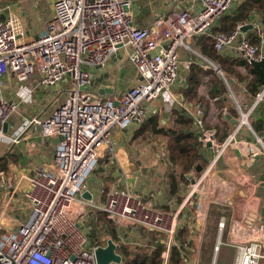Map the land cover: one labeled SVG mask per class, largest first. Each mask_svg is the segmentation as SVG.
Returning a JSON list of instances; mask_svg holds the SVG:
<instances>
[{
    "label": "built area",
    "instance_id": "built-area-1",
    "mask_svg": "<svg viewBox=\"0 0 264 264\" xmlns=\"http://www.w3.org/2000/svg\"><path fill=\"white\" fill-rule=\"evenodd\" d=\"M235 1L179 0L190 2L189 7L160 15L152 26L139 28L132 0H55L45 33L30 41L20 37L24 30L20 18L0 20V146L4 139L18 142L4 131L19 112V103L4 96V75L12 74L23 84L38 73L39 82L29 89V96L39 88L59 87L58 98L65 97L49 116L29 121L39 127L42 137L58 138V143L50 169H42L30 179L25 192L28 217L24 221L13 217L21 225L19 232L12 234L0 227V264H98L95 249L104 247L102 233L92 244L83 227L85 219H95L96 215H103L119 228H141L160 235L166 248L164 264H169L173 248L179 250L182 264H198L197 251L177 238L180 213L193 198L194 188L175 213L159 210L142 196L118 188L103 202L83 195L91 194L89 179L105 154L113 152L114 129L130 130L143 124L150 116V102L160 98L172 106L179 102L174 90L179 81L186 80L181 71L189 72L194 64L182 62L180 49L193 51L195 37L211 36L213 27ZM248 26V21H242L232 31L214 35L215 51L232 54L252 66L264 60V35H259L260 45L253 44L243 32ZM121 51L136 67L138 83L120 96L95 95L90 91V71L105 67ZM199 60L209 62L203 56ZM83 65L90 71L83 70ZM222 78L229 84L225 75ZM262 101L264 86L250 108L236 100L238 123L227 143L236 142L235 135L243 128L252 131L250 118ZM189 113L200 129V144L206 147L210 143L211 149L218 151V133L205 128L202 111L190 108ZM223 113H228L227 107ZM256 139L254 144L241 142L251 159L264 155V142ZM224 227L222 221L219 228ZM233 244L234 264L242 251L246 264H264L263 240L250 238L247 243Z\"/></svg>",
    "mask_w": 264,
    "mask_h": 264
},
{
    "label": "crops",
    "instance_id": "crops-1",
    "mask_svg": "<svg viewBox=\"0 0 264 264\" xmlns=\"http://www.w3.org/2000/svg\"><path fill=\"white\" fill-rule=\"evenodd\" d=\"M132 3L134 21L139 28H148L152 26L158 16L179 13L190 5V2L180 3L179 0H132ZM241 7L244 9L241 10L243 11L242 13L246 15L243 21H248L249 26H254L253 29L248 30L245 34L253 44L260 45L259 35H264V0H236L231 10L224 17L229 16L232 12L236 13V10L240 12ZM39 8L40 4L38 0L0 2V20L9 16L20 18L24 29L22 31L23 35L20 37L25 41H30L45 33L46 24L53 17L52 15L44 25L38 26L36 31H31L30 21L32 17L34 16L38 21L41 18L38 15ZM221 20H219L215 27L220 28ZM205 37L208 38L209 36L202 35L195 37L191 43L193 51L182 48L179 54L182 62L192 61L194 65L198 64L204 71H207L211 69V65L208 66L206 62L204 65H201L202 60H199L201 56L205 59L213 60V58L203 51V45L206 44L207 49L212 45L210 42L206 43ZM217 54L226 59L242 60L234 57L232 54ZM216 62L219 63L220 66L218 65V68L224 73L229 83L227 84L222 76L221 79L216 74L223 85L222 91H218L217 97L213 98L211 96L213 87L211 78L213 76L201 75V83L197 87L195 99L187 100L185 89L191 70L188 72L182 69L181 75L186 80L184 82L179 81L174 90L179 102L172 106L160 98L148 103L149 118L153 115H158L161 123L167 127L175 125L176 116L174 109H180L185 112L193 121L192 127L196 132L197 141L200 129L196 126L193 116L189 113V109L199 108L202 111L201 117L205 128L215 130L218 133L220 144L218 151L208 149L202 145L209 152L207 156L208 163L202 171L197 172L193 169L186 173L185 181L179 182L178 191L172 194L169 177L171 174L179 171V169L170 166L166 150L168 140L166 143H161L159 140L161 144H156L149 138L146 140L148 141L146 144H135L137 140L143 139L145 134L148 137L154 136L148 132L140 133L141 127L147 123L148 118L143 124L136 125L133 129L120 130L116 128L113 130L111 135L113 152L109 159L102 158L98 170L91 176L87 185V189L90 190L95 202L105 201L107 195L113 189L118 188L142 196L159 210L175 213L185 203L186 199L184 200V198L190 192V186L194 187L196 185L195 187L199 189L201 183L206 180L207 189L202 194L204 198L200 204L198 203L199 197L195 194L197 200L195 206L200 205L198 213L196 212V217L193 212L195 208L193 205L192 208H189L191 205L184 206L180 213V224H183V227L179 230L185 228L187 232L184 235L185 242H178L186 246L192 243L190 246L198 253V264L201 259L202 235L208 227V212L211 204L221 206L223 211L218 221L217 235L218 241L219 225L223 221L225 227L222 230L221 250L224 246L225 248L229 247L227 243H235L242 240L246 230L250 227L255 226L256 228L261 225L264 233V155L251 159L247 153H243V156L239 153L242 151L241 148L245 147L243 143L246 141V143L250 142L254 144L257 141L256 136L262 138L264 142V101L258 104L250 118L253 132L249 128H243L235 135L236 142L229 143V147L225 148L224 145L235 131L236 124L238 123L239 114L236 110V100L242 103L245 109H248L254 103V97L248 91L252 75L248 73L245 66H234V70L239 76L232 73L226 74L222 70L220 62L218 60ZM91 71H97L98 83H93L94 85L90 87V91L101 97L120 96L138 83L137 69L122 51L105 67L96 68ZM34 76L30 81L23 84H19L12 74L4 75L1 80L5 98L10 102L19 103V112L8 123L7 131V134L16 138L18 142L12 143V141L4 139L0 146V193H4V188H6L7 191L4 195H11L10 199L13 200L19 194H23L25 197V192L30 186V179L37 175L39 171L50 169L58 143V138H44L38 126L29 124V121L34 118L49 116L59 106L63 98H58L60 94L59 87L49 89L39 88L35 94L29 96V89L37 84ZM225 86L231 88L229 89V93L234 97L236 95L234 90L240 91V98H234V100L236 99L234 102L235 112L232 111L234 109L231 106L225 103ZM102 88L105 91L103 94H99V90ZM217 104L220 107H217ZM224 107L228 108L227 114L223 113ZM234 121L236 122L233 123ZM263 147L261 148L263 149ZM219 156H221L220 160L218 159ZM216 160L219 161L216 162ZM213 164L215 166L214 172L205 178V175ZM236 174L240 176L239 184H230ZM198 175H202L200 179ZM230 212H232L231 215ZM7 214L12 218L14 216L18 217L17 214H10L9 211ZM190 214H192L191 218H189ZM235 220L244 227H241L240 232L233 236V223ZM83 227H85L92 244L95 242V237L99 235L97 230H101L103 237L101 245L104 246L108 239H113L112 235H110V231L113 228L115 230V240H113L118 246V253L120 255H122L123 249L132 251L146 248L152 251L156 245H163L161 247H165L164 243L161 242L162 237L160 235L141 228H119L114 223L108 221L103 215H96L95 219H85ZM89 228L92 230H89ZM92 232H96L93 238H91ZM226 236L228 242L226 241ZM258 238L264 241V234L262 237L259 235ZM251 239H257L256 235L252 236ZM195 240L197 241L196 243ZM216 243L218 245V242ZM221 250L218 256L214 251L212 264H219L221 261L224 263L223 258L221 259L220 256ZM179 256L181 258L180 264H182L180 252ZM172 258L173 251L170 253L169 264H172ZM229 262L228 259L227 264H234L235 259L232 258V262ZM161 264H164V253Z\"/></svg>",
    "mask_w": 264,
    "mask_h": 264
},
{
    "label": "trees",
    "instance_id": "trees-1",
    "mask_svg": "<svg viewBox=\"0 0 264 264\" xmlns=\"http://www.w3.org/2000/svg\"><path fill=\"white\" fill-rule=\"evenodd\" d=\"M14 1V0H0ZM237 10L236 13H231L229 16L223 17L220 22V28L213 27L211 36L205 37V41L212 43L213 36L219 32H230L234 29L237 23L243 21L246 16L241 11ZM244 10V9H243ZM206 45V44H205ZM203 45V51L207 53L213 60L219 61L222 70L226 74H236L234 66H245L248 73L252 75V80L248 85L249 93L255 97L256 94L262 89L260 78L252 65H248L243 60H233L221 57L216 53L213 46H209V49ZM201 75H212L211 82L213 84L211 96L217 97L218 91H222V81L209 69L204 71L198 64H193L191 73L189 74V81L185 89V97L187 100L195 99L197 87L201 83ZM239 76V75H238ZM175 125L167 127L161 123L158 115L151 116L147 123L141 127V132H148L155 136H161L168 140L166 144V150L168 154V160L170 166L178 168L179 171L170 175L171 193L175 194L178 191L179 182L185 181V174L190 170L195 169L197 172L202 171L208 163V150L197 141L196 132L193 130V121L185 112L180 109H174ZM187 231L185 228L179 230L178 241L185 242L184 235ZM96 235V232L91 233V238ZM110 235L115 240V230L112 228ZM139 250V249H138ZM138 250L128 251L122 250V257L124 259L122 264H161L162 255L166 251L165 247L155 246L152 251L141 253ZM172 264H180L181 258L176 248H173Z\"/></svg>",
    "mask_w": 264,
    "mask_h": 264
},
{
    "label": "rangeland",
    "instance_id": "rangeland-1",
    "mask_svg": "<svg viewBox=\"0 0 264 264\" xmlns=\"http://www.w3.org/2000/svg\"><path fill=\"white\" fill-rule=\"evenodd\" d=\"M38 1H39V4H40V8H39V11H38V15H40L41 18L38 21V20L35 19L34 16L32 17V20L30 21V25H31V28L30 29H31V31H36V28H38V26L44 25L45 22L49 18H51L52 15H53V13H52V4H53V1H55V0H38ZM208 61H209L208 62V65H210V63H213L217 67L219 65V63L216 62L215 60L213 61L211 59H208ZM82 68L85 71H88V70L90 71V68L87 65H83ZM211 69L213 71L214 67L211 66ZM90 72H91V76H92V81L91 82L92 83H98V81H97V71H90ZM214 74L216 75L217 72H214ZM217 75L221 78L220 74H217ZM34 80L36 82H39V75L38 74H36L34 76ZM207 85L209 86L208 83H207ZM224 91H225V97H226L225 103H227L228 106H231L232 109H234L235 108V103H234L235 100H234V98H236V99H239L240 98V91L239 90H236V89L234 90V92L236 94L235 97H233L232 95H230L229 88L228 87L225 86ZM64 99H65V97H63L61 101H63ZM217 107H220V105L217 104ZM232 111L235 112V109L232 110ZM145 135H146V137H145ZM145 135H144L145 138L143 137V139L137 140L135 142V144L136 145L142 144V143L146 144L148 142L146 140L149 139V138H151V140H153V142H155L156 144H161L163 142L164 143L167 142V139L164 138V137H161V136H155L154 135L152 137H148L147 134H145ZM155 137H157V138H155ZM159 140L161 141V143L159 142ZM111 154H112V152H107L103 158L104 159H109L110 156H111ZM222 169H223V167H222ZM97 170H98V168L95 170V172ZM202 175H198V178L200 179V177ZM239 182H240V176L238 174H236L235 178L232 180V182L230 184L235 183V184L238 185ZM206 184H207V181L206 180L203 181L201 183V185L199 186V189L198 190H196V188H197V187H195L196 185L194 187L190 186V189L191 190L193 188L195 190L194 195L192 196V197H194V199L192 198L191 201L189 203H187L185 207H187V205L188 206L191 205V206H189V208L190 207L192 208V205L194 207L195 206V202H197L196 196L199 197V202L198 203L199 204L201 203V201L204 198V195H202V194L207 189ZM4 189H5V192H6L7 189L6 188H4ZM4 193H0V217L1 216H4V215H8L7 213L9 211L10 214H17L20 220H25L28 217V214H29L28 211H29V209H28L27 200L24 197V195L23 194L16 195L15 198H14V200H15L14 201L13 199H10V196L11 195H9V196L8 195H4ZM188 194L189 193H187V195L185 196L184 200L187 198ZM195 194H197V195L195 196ZM199 209H200V205L195 206L194 211H193L195 213V217H196V212L198 213V210ZM221 214H223L222 207L219 206V205H216V204H211V206L209 208V212H208V215H209V218H208V221H207V226L208 227H207V229L204 230V233L202 235L203 239H202V243H201V259H200L199 264H212L213 255H214V251H215L214 249L217 247V243L216 242L219 243V241H221V238H222V236H221L220 239L218 237V241H217L218 221H219V218H220V215ZM231 214H232V212H230V215ZM0 221H1V219H0ZM100 224L102 225L101 222H100ZM241 227L243 228L244 226L241 225L237 220H235V222L233 223V231H234L233 236L237 235L240 232V230L242 229ZM97 232L100 235L101 230L100 231L97 230ZM220 235L221 234H219V236ZM226 241H227V236H226ZM196 242L197 241L195 240V243ZM227 244L229 245V247H226L225 248V246H224V247H222V250L220 249L221 250V255L220 256H221V259L223 258L222 260L224 261V263L221 261L219 264H227L226 262H227L228 259H229L230 262H232V258L235 259V257H236L235 245L233 243H227ZM138 251L143 254V253L147 252L148 250L146 248H139Z\"/></svg>",
    "mask_w": 264,
    "mask_h": 264
},
{
    "label": "water",
    "instance_id": "water-1",
    "mask_svg": "<svg viewBox=\"0 0 264 264\" xmlns=\"http://www.w3.org/2000/svg\"><path fill=\"white\" fill-rule=\"evenodd\" d=\"M253 28H254V26L250 25V26L244 28L243 32H247L248 30H251ZM204 64H205V62L201 61V65H204ZM210 65L214 67V71L217 72V74H220V76L224 75V73L220 70V68H218L217 66H215L212 63ZM253 67H254L255 71L257 72V74L260 78L261 85L264 86V60H262L260 62L253 63ZM93 85L94 84L92 83L90 87H93ZM104 91L105 90L102 88L101 90H99V94H103ZM235 122L236 121H234L233 123H235ZM4 131H5V133H7L8 124H6L4 126ZM206 147L208 149H211L212 145L209 143V144H207ZM83 197L87 200L93 199L92 194H90L89 192H86L83 195ZM191 217H192V214L189 215V218H191ZM0 227L5 229L6 231L12 233V234H17L21 228V225L14 218L10 217L9 215H4L1 218ZM182 227H183V224H180L179 228H182ZM197 227H198V225H197ZM190 245H192V243H190ZM161 246H163V245H161ZM95 255H96L98 264H122L124 261L122 255H120L118 253V246L113 239H108L106 242V245L104 247L103 246L97 247L95 249Z\"/></svg>",
    "mask_w": 264,
    "mask_h": 264
},
{
    "label": "bare ground",
    "instance_id": "bare-ground-1",
    "mask_svg": "<svg viewBox=\"0 0 264 264\" xmlns=\"http://www.w3.org/2000/svg\"><path fill=\"white\" fill-rule=\"evenodd\" d=\"M228 145H229V143L226 142V144L224 145L225 148H226V147H229ZM241 150H242V151L239 150V151H240L239 153H240L241 156H243V153H244V154L247 153L246 147L241 148ZM218 159L220 160V159H221V156H219ZM219 160H216V162H218ZM216 162H215V163H216ZM214 167H215V166H214V164H213V166L209 169L208 173L205 175V178H207V176H210V174H212V173L214 172V171H213V169H215ZM197 188H198V187H197ZM197 188H196V190H198ZM219 234H221V235L219 236V239H220L221 236H222V229H220ZM263 234H264V233H263V229H262V226H261V225L257 226L256 228H255V226L250 227V228H248V229L246 230V233L244 234L242 240H240V241H236L235 244H244V243H247V241L249 240V238H251L252 236L256 235V237L258 238L259 235L262 237ZM221 244H222V242L219 241L217 247L215 248L216 255H218V253H219V251H220V248H221L220 246H221ZM243 253H244L243 251L239 253V255H238V257H237V264H246V263H245V259H244V257H243Z\"/></svg>",
    "mask_w": 264,
    "mask_h": 264
}]
</instances>
